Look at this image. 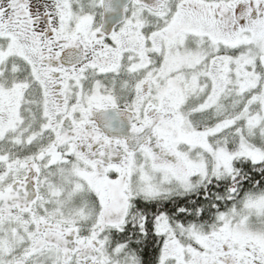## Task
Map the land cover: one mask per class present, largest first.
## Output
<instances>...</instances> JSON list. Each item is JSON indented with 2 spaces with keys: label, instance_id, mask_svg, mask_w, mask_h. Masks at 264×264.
I'll list each match as a JSON object with an SVG mask.
<instances>
[{
  "label": "snow or ice",
  "instance_id": "6c2138e0",
  "mask_svg": "<svg viewBox=\"0 0 264 264\" xmlns=\"http://www.w3.org/2000/svg\"><path fill=\"white\" fill-rule=\"evenodd\" d=\"M0 264H264V0H0Z\"/></svg>",
  "mask_w": 264,
  "mask_h": 264
}]
</instances>
